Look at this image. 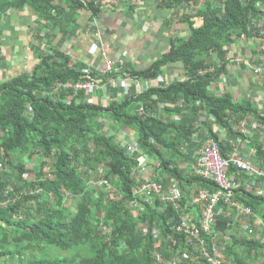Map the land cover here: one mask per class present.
<instances>
[{
    "label": "trees",
    "instance_id": "1",
    "mask_svg": "<svg viewBox=\"0 0 264 264\" xmlns=\"http://www.w3.org/2000/svg\"><path fill=\"white\" fill-rule=\"evenodd\" d=\"M100 5L99 0H0V18L23 6L37 14L39 41L33 46L38 62L30 72L0 79V264H194V256L196 264H207L177 231L182 212L152 194L134 195L133 189L145 181L137 172L146 155L157 161L152 180L177 183L182 205L193 186L214 191L212 180L196 174L199 148L212 138L228 158L234 150L230 141L244 137L237 127L241 121L252 131L249 146L264 167V101L237 100L230 91L213 88L239 54L243 61L264 62V50L250 46L252 40L264 44V0H161L162 8L178 14L167 18L168 26L183 23L188 34L171 36L160 57L130 74L154 82L178 63L183 76L112 99L107 106L60 84L109 76L86 71L87 64L65 52L60 39L41 47L44 39L76 26L84 10L90 19L99 17ZM241 39L250 45L245 48ZM233 43L242 49L238 54ZM215 124L227 139L215 133ZM120 127L134 132L141 153H131L118 139ZM24 157H35L38 166L30 168ZM237 171L229 168L243 182L247 174ZM236 197L250 208L251 222L260 218L264 223V196L242 188ZM223 209L213 228L220 232L218 240L230 228L235 232L220 250L223 264H255L264 256V238L237 236L234 218L245 215ZM195 227L208 237L198 221ZM78 245L90 254L36 256L43 248L69 251Z\"/></svg>",
    "mask_w": 264,
    "mask_h": 264
},
{
    "label": "crops",
    "instance_id": "2",
    "mask_svg": "<svg viewBox=\"0 0 264 264\" xmlns=\"http://www.w3.org/2000/svg\"><path fill=\"white\" fill-rule=\"evenodd\" d=\"M160 2L161 0H119L112 9L102 11V14L95 18L97 26L103 32L101 40L104 48L112 57L122 63L126 72L130 73L132 70L148 67L168 49L171 36L186 37L188 34L183 23H175L172 28L168 26L166 20L175 8L171 10L162 8ZM36 18L37 14L29 6L9 9L6 15L0 18V58H2L0 79L24 71L30 72L38 62L33 49V46L39 44L36 39ZM171 18L174 19L173 16ZM88 23H90V14L84 10L79 15L76 26H69L64 33L58 34L56 38L44 39L41 42V47L46 48L60 39L64 41L61 48L76 61L89 64V66L102 63L97 54L95 56L90 53L94 38L89 32ZM49 30L51 32V29ZM54 32L57 30L55 29ZM66 32L69 34L64 40L62 35ZM246 43L248 42L246 41ZM234 53L238 54V49ZM237 60L232 59L228 72L218 78L213 88L217 92L230 91L237 100L252 98L256 104L260 105L264 101V82L260 83V80H264V78H261L259 74L252 73ZM182 76L183 68L181 65L178 63L171 64L165 68L164 73L159 78L152 82V86L153 84L164 85L169 80ZM115 89L117 90V88ZM132 90L133 86L130 87L131 92H133ZM259 101L261 102L259 103ZM159 107L161 106L159 105ZM122 127L119 133L126 136L127 140V135L132 130ZM246 129L249 130L247 126ZM214 131L220 138H226L224 130L218 125L214 126ZM247 131H240L244 134L243 139L233 142L236 144L239 153L253 157L255 152L249 146L251 134ZM262 136L264 137V135ZM245 179H250L248 174ZM236 217L234 221H238Z\"/></svg>",
    "mask_w": 264,
    "mask_h": 264
},
{
    "label": "built area",
    "instance_id": "3",
    "mask_svg": "<svg viewBox=\"0 0 264 264\" xmlns=\"http://www.w3.org/2000/svg\"><path fill=\"white\" fill-rule=\"evenodd\" d=\"M99 1L101 10L106 11L116 6L119 0ZM88 27L89 32L94 38L92 44L93 48L90 53L95 56L97 54V57H99L102 63H97L92 66L88 64L86 71H92V69H94L100 75L105 77L109 76L108 80H103V77H90L83 81H68L64 84H60L61 87L71 89L74 95L78 92H84L90 102L106 106L112 99L141 93L143 90L152 86L151 81L143 80L142 78L132 76L129 72H126L122 67V63L112 57L104 48L101 40L103 32L102 29L97 26L95 18L90 19ZM235 45L236 44L233 43L232 48H235ZM262 59L264 61V57H262ZM241 62L249 71L259 74L260 76L264 75V62L257 64L245 60L243 61V59ZM212 69L213 68L207 69V71H211ZM199 72L203 73L201 70ZM114 74L117 75L114 76ZM131 86H133V92L130 91ZM115 88H117L118 92H116L117 95L113 97L112 92ZM140 111H143L142 107ZM238 127L241 132L246 131L244 121H241ZM230 142L234 150L228 158L223 157L218 143L212 138L207 139L201 144L196 157L197 176L212 180L215 188L214 191H210L204 187L196 188V186H193L189 198L184 205H182V191L173 180L165 185L161 182L146 179L133 189L134 195L147 196L152 194L161 201L171 204L174 209L182 212L177 231L185 233L187 240L191 242L192 248L198 251L199 256H201L207 264H223V258L219 257V249L223 241L218 240L220 232L213 230L218 217L224 213L223 206H226V208L231 211H236L238 215L243 214L250 217L252 216L250 208L239 201L236 194L243 188L249 192L254 191L255 194L259 196H264V167L260 166V161L256 156L247 157L245 154L239 153L233 140ZM125 144L128 145V151L131 153H141L137 145H131L127 140ZM143 159L140 170L145 173L147 170L152 171L151 167L146 169V166H149L148 162L150 158L145 155ZM231 166L237 168V172H245L248 174L250 179H245L242 182L240 178L234 177L229 172ZM196 221H198L199 228L208 236L207 238L201 237L198 229L195 227ZM208 244H210V248H208ZM180 259L181 257L174 260L179 261Z\"/></svg>",
    "mask_w": 264,
    "mask_h": 264
},
{
    "label": "rangeland",
    "instance_id": "4",
    "mask_svg": "<svg viewBox=\"0 0 264 264\" xmlns=\"http://www.w3.org/2000/svg\"><path fill=\"white\" fill-rule=\"evenodd\" d=\"M201 1H203V0H201ZM171 16L178 17V14L177 15L176 14H171ZM186 31H188V30L186 29ZM68 34H69V32H66L64 35H62V38L64 40H66ZM246 41H248V40L241 39V43H242L241 45L244 46L245 48L248 45H250V44L246 43ZM248 42H251V41H248ZM258 44H259L258 41L252 40V43H251L250 46H253L257 50H259V49L264 50V44H261V45H258ZM233 49L235 50L237 48H233ZM238 50L240 52L242 51V49H238ZM262 55H263L262 57H264V54H262ZM240 56H241V54H239V58H240ZM239 58L237 56V59L238 60H240ZM262 82H264V80H260V83H262ZM260 102L261 101H259V103ZM103 122H106V120H103ZM105 128H106V126H105ZM245 130L247 131L246 125H245ZM262 132H261L262 135H264V131H262ZM247 133L252 134V131L251 130H248ZM127 137H128L127 142H129V144L136 145L135 139L132 138V137H135L133 131H131L130 134L127 135ZM118 139L121 140L123 142V144L126 143V136L120 135L119 131H118ZM24 161L27 162V164L29 165L30 168L35 167V166H38L35 157H32L31 159L30 158L28 159L27 157H24ZM148 165L149 166H146V169L147 168L149 169V167H151L152 171H148L147 170V172L145 173L144 171L139 170V173L137 172V177L138 178H143L144 180H146V179L147 180H152V177H153L152 175H154L153 166L154 165H157V161L154 160V159H150V161L148 162ZM184 166H185V163H182L181 164V167H184ZM44 171H45V173H48L49 170L45 167V170ZM152 172H153V174H151ZM93 179L95 180V178H93ZM95 181L93 183L95 184V186H98L97 188H99L100 185L99 184L97 185L95 183ZM103 190H105V189L103 188ZM66 202H67V204H70L71 209L73 210L74 209V206L71 203V197L69 195H67ZM240 216H242V215H240ZM240 216L237 217V220L238 221H235L237 223L236 229H235L236 230V233H238V234H236L237 236H239V234L244 235V236H248V234L255 233L257 237L264 238V223L260 220V218L256 219L254 222H251V217H247V216L240 217ZM250 230H252V232ZM231 234H235L234 230H232L231 228L228 229L226 232H224L222 234L223 243H222V245H220V249L219 250H222L224 248V246H225L226 243L229 244L231 242L230 241L231 240ZM74 253H81V255H88V254H90V250L86 246H83V245L75 246L74 248H72L69 251L61 250V249L56 248V247H52V249L50 250V252L48 251L47 248L41 249L40 251L37 252L36 256L37 257H42V256H46V255L51 254V256H54V257H63V256L70 255V254H74ZM219 254H220V252H219ZM263 255H264V253H263ZM182 260L183 259H180L179 262L182 261ZM195 260H196V257L195 256L192 257V258H190V261L192 263L194 262V264H196L195 263ZM14 261H17V259H15V260L12 259V262H14ZM224 264H232V262L231 261L230 262L229 261L228 262L225 261ZM255 264H264V256L261 258V260L255 262Z\"/></svg>",
    "mask_w": 264,
    "mask_h": 264
},
{
    "label": "clouds",
    "instance_id": "5",
    "mask_svg": "<svg viewBox=\"0 0 264 264\" xmlns=\"http://www.w3.org/2000/svg\"><path fill=\"white\" fill-rule=\"evenodd\" d=\"M258 219V218H257Z\"/></svg>",
    "mask_w": 264,
    "mask_h": 264
}]
</instances>
